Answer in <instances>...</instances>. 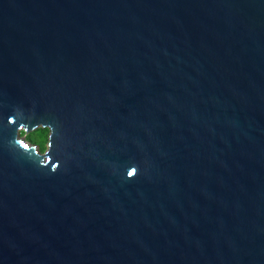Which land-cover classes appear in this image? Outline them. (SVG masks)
Wrapping results in <instances>:
<instances>
[{"label": "water", "instance_id": "95a60500", "mask_svg": "<svg viewBox=\"0 0 264 264\" xmlns=\"http://www.w3.org/2000/svg\"><path fill=\"white\" fill-rule=\"evenodd\" d=\"M0 264H264V0H0Z\"/></svg>", "mask_w": 264, "mask_h": 264}, {"label": "clouds", "instance_id": "9594fccd", "mask_svg": "<svg viewBox=\"0 0 264 264\" xmlns=\"http://www.w3.org/2000/svg\"><path fill=\"white\" fill-rule=\"evenodd\" d=\"M21 135H23V133H21ZM16 140H17V137H16ZM20 148V147H19ZM21 149V148H20ZM53 149V148H52ZM52 151V150H51ZM25 152V151H24ZM28 153V152H26ZM52 161V157L49 155L47 157V161L45 162V160L43 158L40 159L39 161V165L41 167H46L48 166ZM60 169V162L57 161L56 163H53L52 164V167H51V172L55 173L57 171H59ZM140 174V168L139 166L137 165L136 167H132L128 172H127V178L128 179H133L135 178L137 175Z\"/></svg>", "mask_w": 264, "mask_h": 264}, {"label": "rangeland", "instance_id": "374dc122", "mask_svg": "<svg viewBox=\"0 0 264 264\" xmlns=\"http://www.w3.org/2000/svg\"><path fill=\"white\" fill-rule=\"evenodd\" d=\"M41 130H42V129L40 128V129H38V130H34V131L28 133V134H31V133H32V134H31V138H32V139H30V140H32V141H30L29 139H27V135H28V134H26V139H27V141L30 142L31 144H35L36 146H38L42 152H45V151L47 150L46 147H48L49 142H48V143H47V141L45 142V140L43 139V137H42V135H41ZM21 133H22V131L20 132V136L24 137L25 135H24V134L21 135ZM49 138H50V137H49ZM45 148H46V149H45Z\"/></svg>", "mask_w": 264, "mask_h": 264}, {"label": "trees", "instance_id": "16d2710c", "mask_svg": "<svg viewBox=\"0 0 264 264\" xmlns=\"http://www.w3.org/2000/svg\"><path fill=\"white\" fill-rule=\"evenodd\" d=\"M42 130H41V135H42V137H43V139L45 140V142L47 141V143L49 142V137H50V130L49 129H44V128H41ZM24 135H26V132H22ZM32 134V133H31ZM31 134H28L27 135V139H32L31 138ZM30 141H32V140H30ZM47 148V147H46ZM45 148V149H46Z\"/></svg>", "mask_w": 264, "mask_h": 264}]
</instances>
